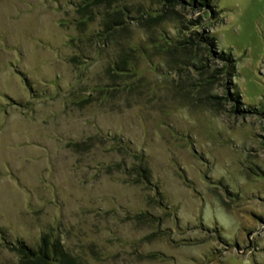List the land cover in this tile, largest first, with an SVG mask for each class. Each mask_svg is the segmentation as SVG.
I'll list each match as a JSON object with an SVG mask.
<instances>
[{"label":"rangeland","instance_id":"1","mask_svg":"<svg viewBox=\"0 0 264 264\" xmlns=\"http://www.w3.org/2000/svg\"><path fill=\"white\" fill-rule=\"evenodd\" d=\"M81 1L0 0V264H264V0Z\"/></svg>","mask_w":264,"mask_h":264},{"label":"trees","instance_id":"2","mask_svg":"<svg viewBox=\"0 0 264 264\" xmlns=\"http://www.w3.org/2000/svg\"><path fill=\"white\" fill-rule=\"evenodd\" d=\"M112 1L113 0H85V1H81L80 4H78L76 6L78 13H84L88 10L89 8V4L92 3V5H97L99 3H104L106 4V6L104 8V13H105V17L109 18V24L105 25V30L102 31V33L98 34V37L100 38H104L102 41H104V43L107 42L108 37H110L111 34L115 33L116 30L118 28V26H122V22H121V14L117 11H110L112 9L111 5H112ZM193 1V0H191ZM201 1V5L207 6L209 3V0H200ZM82 19H84L82 17ZM79 25L81 27H83L84 25V20H82L81 22H79ZM106 40V41H105ZM71 44V43H70ZM87 59L85 58L84 54H82V52L79 51V55L78 54H74L73 56H70V58H68V60L71 63H78L79 59ZM227 62H230L229 57L226 58ZM129 62L127 60H121V59H116V61H114V63H111L112 68L108 69V80L112 83V85L115 84V80H116V76L115 73L118 72L119 74L121 73H125L128 71V67H129ZM114 83V84H113ZM113 86H109V85H104L102 86V92L108 93L107 91H109L108 89L111 88ZM43 242L46 243L45 238H43ZM20 246V251L24 252L25 254V258H29L31 260L27 261L24 264H73L71 259L69 258V256H67V254H65V252H61L59 245L57 242H55L54 244H50L51 247V251L53 253H55V255L57 254L59 256V260L55 261L53 259H50L49 257H47L44 252V250L39 249V250H34V249H30V248H26L24 246L21 245V243H19ZM46 246V245H44Z\"/></svg>","mask_w":264,"mask_h":264}]
</instances>
